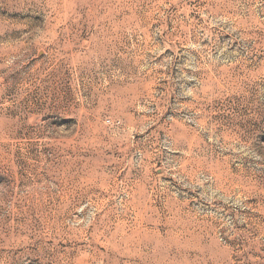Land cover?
I'll use <instances>...</instances> for the list:
<instances>
[{
  "label": "rangeland",
  "instance_id": "1",
  "mask_svg": "<svg viewBox=\"0 0 264 264\" xmlns=\"http://www.w3.org/2000/svg\"><path fill=\"white\" fill-rule=\"evenodd\" d=\"M0 264H264V0H0Z\"/></svg>",
  "mask_w": 264,
  "mask_h": 264
}]
</instances>
